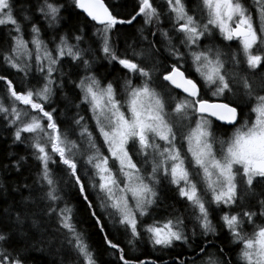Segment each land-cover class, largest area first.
<instances>
[{
	"label": "snow or ice",
	"instance_id": "1",
	"mask_svg": "<svg viewBox=\"0 0 264 264\" xmlns=\"http://www.w3.org/2000/svg\"><path fill=\"white\" fill-rule=\"evenodd\" d=\"M68 7L113 79L92 70L84 27L59 31ZM19 11L0 0V125L30 150V197L75 264H100L86 228L115 264H156L134 255L145 243L161 258L187 246L199 264H264V0H20ZM137 22L145 45L121 53L118 26ZM162 185L185 202L190 233L182 216L152 212ZM221 232L227 255L208 250ZM12 241L0 230V264H28Z\"/></svg>",
	"mask_w": 264,
	"mask_h": 264
},
{
	"label": "trees",
	"instance_id": "2",
	"mask_svg": "<svg viewBox=\"0 0 264 264\" xmlns=\"http://www.w3.org/2000/svg\"><path fill=\"white\" fill-rule=\"evenodd\" d=\"M63 2L67 5L68 0H63ZM109 2H112V0H109ZM19 5L20 0H17V13L20 14ZM63 16L64 20L59 29L60 32L70 33L73 29L79 30L81 27L85 28L82 47L84 48L86 46L87 48L85 49H90L91 54L99 57L100 76L102 75L101 77H104L107 75L108 79H111L109 77L118 75L112 66H110L107 61L103 59L102 55L99 54V42L96 40V37L92 35L93 29L90 24L85 25L83 20L73 13L70 7L66 8L63 12ZM140 26L141 22L134 23V25L118 26L122 28L123 31L119 39H117L115 35L113 36V44L120 52L121 50L125 52L130 44L134 45L137 50L145 45V42L140 39L138 34ZM5 36L6 29L0 28V40ZM43 38L46 41H51V32L46 28ZM148 39H159V37L153 38L150 32H148ZM87 41L90 43H87ZM72 42L74 43L75 41ZM131 51L132 49L129 48L128 52ZM161 52L164 56H167V53L163 52V48H161ZM116 67L118 68V66ZM109 73L112 74L108 75ZM191 75L195 76L194 73H191ZM65 79H67V77ZM70 88L71 85H68L65 91ZM57 100L59 101L60 97H57ZM60 119L63 120L64 117L61 116ZM21 156L25 157V159L20 160ZM18 160L20 161L19 171L13 167ZM53 167L55 168V166ZM36 171V162L32 160L30 150L25 148L23 144L13 143L10 131L0 125V230L11 229L13 236L12 242L21 247L28 264H61L62 261L63 264H75V257L71 253L60 248L59 239H54V234L48 226L47 218L41 215L40 209L42 207V202L35 200V197H30V191L36 192L38 189V185L34 184ZM25 184L31 186V188L24 187ZM159 191L161 195L158 198V205L153 208L152 212L154 214L173 212L177 216H182L189 230V222L193 221V219L185 210V202L180 201L177 196L173 195L174 189L170 190V186L162 185ZM214 211L211 219L213 224L217 225L219 223V216L218 213ZM17 213L22 217L26 216L23 225H17L15 223ZM34 221L35 224L33 223ZM110 228H112L111 225H109V231L113 241L127 249L128 246L123 240V237L116 235ZM86 231L91 233L89 242L93 251L97 252V258L100 264H115L112 255H110V251L113 250L104 251L106 245H102L101 238L95 235V233H92L90 228H86ZM199 239L203 238L201 237ZM207 239L215 241V247L210 246L208 249L209 252L214 253L220 247L226 249L225 255L231 251L226 232H221L217 237L209 236ZM168 251L174 253L182 252L183 254L169 255L168 252H165L161 258L160 252H153L150 246H145V250L135 253L134 255L140 256L142 259H155L156 264H162V260L169 261V264H175V261L178 260H187L190 263L193 258L199 259L187 246L183 248L177 247L174 250ZM232 258L235 259V252H232Z\"/></svg>",
	"mask_w": 264,
	"mask_h": 264
},
{
	"label": "rangeland",
	"instance_id": "3",
	"mask_svg": "<svg viewBox=\"0 0 264 264\" xmlns=\"http://www.w3.org/2000/svg\"><path fill=\"white\" fill-rule=\"evenodd\" d=\"M20 14L19 13H17V16H19ZM95 41V40H94ZM87 43H90L89 41H87ZM89 45V44H88ZM130 45H132V44H130ZM84 48H87L86 46L84 47ZM128 51H129V48L127 49ZM126 50V51H127ZM121 53H123V51L121 50ZM130 53V52H129ZM99 59H96V61H95V63H94V66H93V71H95V72H97V74L100 76V73H99V61H98ZM101 64V63H100ZM194 73V72H193ZM194 75H195V73H194ZM102 76V75H101ZM113 77H114V75L112 76V77H109V78H111V79H113ZM54 100L55 101H58L57 100V97H54ZM213 208H214V206H213ZM153 210V209H152ZM214 212H216V211H214ZM194 224V220L193 221H191V222H189V232L191 231V228H192V225ZM111 229V231L112 232H114V233H116L115 232V230L114 229H112V228H110ZM113 233V234H114ZM117 235V234H116ZM122 237V236H121ZM145 246H147V247H149L146 243L145 244H142L141 246H140V249L136 252V253H138V252H141V251H143V250H145ZM190 264V263H189ZM197 264H199V259H197Z\"/></svg>",
	"mask_w": 264,
	"mask_h": 264
}]
</instances>
